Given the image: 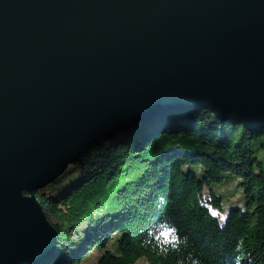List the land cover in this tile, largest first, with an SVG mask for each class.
<instances>
[{
    "label": "water",
    "instance_id": "obj_1",
    "mask_svg": "<svg viewBox=\"0 0 264 264\" xmlns=\"http://www.w3.org/2000/svg\"><path fill=\"white\" fill-rule=\"evenodd\" d=\"M198 109L264 130V0H0V264L52 256L36 193L93 144Z\"/></svg>",
    "mask_w": 264,
    "mask_h": 264
},
{
    "label": "trees",
    "instance_id": "obj_2",
    "mask_svg": "<svg viewBox=\"0 0 264 264\" xmlns=\"http://www.w3.org/2000/svg\"><path fill=\"white\" fill-rule=\"evenodd\" d=\"M259 155L264 130L221 123L205 109L93 144L36 193L58 238L42 264H235L237 256L264 264ZM233 194L240 205L220 225L205 205L221 213ZM173 237L186 243L172 247Z\"/></svg>",
    "mask_w": 264,
    "mask_h": 264
},
{
    "label": "rangeland",
    "instance_id": "obj_3",
    "mask_svg": "<svg viewBox=\"0 0 264 264\" xmlns=\"http://www.w3.org/2000/svg\"><path fill=\"white\" fill-rule=\"evenodd\" d=\"M259 159H263L264 157L262 155H259L258 156ZM229 194H230V191H229ZM202 198L203 200L207 201L210 199V190L209 189H205L203 194H202ZM237 200H238V195H235L233 194V196H230L226 202H224L222 204V209H223V212H219L218 210H215L213 208H211L209 205H205L209 210H210V213L213 215V212L216 213V215H213L214 217H216L220 223V225H222L225 221L224 220H220V216L221 215H224L226 213L227 215V211L230 207L232 206H235V205H240V203L238 202L237 203ZM226 217V216H225ZM135 264H146L145 260L142 258V259H139Z\"/></svg>",
    "mask_w": 264,
    "mask_h": 264
},
{
    "label": "clouds",
    "instance_id": "obj_4",
    "mask_svg": "<svg viewBox=\"0 0 264 264\" xmlns=\"http://www.w3.org/2000/svg\"><path fill=\"white\" fill-rule=\"evenodd\" d=\"M244 209L243 208H241V211H243ZM213 215H216V213L215 212H213ZM225 216H226V213L224 214V215H221L220 216V220H224L225 219ZM173 239H176L177 240V243L176 244H173L172 245V247H177L178 246V244H180V243H186V238H183V239H177L176 237H173ZM147 242H149L147 239L145 240V243H147ZM237 250H239L241 247H242V241H239L238 243H237ZM163 253H166L167 252V248H164V249H162L161 250ZM240 259H241V257L240 256H237L236 258H235V264H240ZM191 264H200V261L198 260V259H195V258H193V259H191Z\"/></svg>",
    "mask_w": 264,
    "mask_h": 264
}]
</instances>
